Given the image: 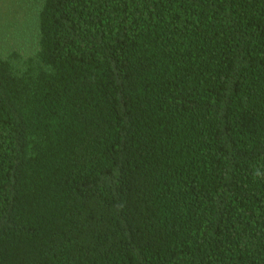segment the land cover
Returning a JSON list of instances; mask_svg holds the SVG:
<instances>
[{
    "label": "trees",
    "instance_id": "trees-1",
    "mask_svg": "<svg viewBox=\"0 0 264 264\" xmlns=\"http://www.w3.org/2000/svg\"><path fill=\"white\" fill-rule=\"evenodd\" d=\"M37 20L0 53V264H264V0Z\"/></svg>",
    "mask_w": 264,
    "mask_h": 264
},
{
    "label": "rangeland",
    "instance_id": "rangeland-1",
    "mask_svg": "<svg viewBox=\"0 0 264 264\" xmlns=\"http://www.w3.org/2000/svg\"><path fill=\"white\" fill-rule=\"evenodd\" d=\"M42 0H0V53L26 59L38 48V11Z\"/></svg>",
    "mask_w": 264,
    "mask_h": 264
},
{
    "label": "clouds",
    "instance_id": "clouds-1",
    "mask_svg": "<svg viewBox=\"0 0 264 264\" xmlns=\"http://www.w3.org/2000/svg\"><path fill=\"white\" fill-rule=\"evenodd\" d=\"M254 176H255V177H261V174H260L259 172H255V173H254ZM261 178H264V177H261Z\"/></svg>",
    "mask_w": 264,
    "mask_h": 264
}]
</instances>
